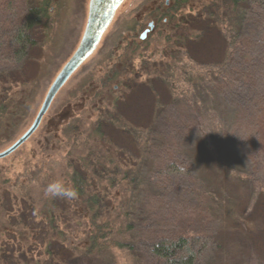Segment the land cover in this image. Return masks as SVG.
<instances>
[{"label":"trees","instance_id":"1","mask_svg":"<svg viewBox=\"0 0 264 264\" xmlns=\"http://www.w3.org/2000/svg\"><path fill=\"white\" fill-rule=\"evenodd\" d=\"M166 1L145 0L141 9L161 5V45L143 49L127 21L102 56L113 64L97 76L80 70L72 99L29 139L33 157L14 181L0 170V264H222L228 231L238 222L257 231L229 197L253 180L264 201V0ZM67 3L0 1V28L12 40L5 37L11 56L1 58L13 64L0 65V150L36 112L37 89L50 78L45 47ZM42 53L32 79L24 65ZM56 180L78 197H45ZM160 224L170 232L154 234Z\"/></svg>","mask_w":264,"mask_h":264},{"label":"rangeland","instance_id":"2","mask_svg":"<svg viewBox=\"0 0 264 264\" xmlns=\"http://www.w3.org/2000/svg\"><path fill=\"white\" fill-rule=\"evenodd\" d=\"M67 1H68L67 4H69V7L66 8L63 6V8H61V12H60L61 18L57 26L58 29L56 31V34L54 33V36L50 39L51 46L45 47L46 55L44 56V60H46V63H47L46 66L48 67V70L46 73L50 75V78H48V81H45L43 79L42 86H40V88L37 89L38 92L39 91H42V92H40V94L38 95L39 99H38V107L36 109V112L34 116H32L29 119L28 124L26 125L24 130L18 134L17 138H15L14 141H16L31 126L45 98V95L49 87L51 86L52 82L54 81L55 77L58 75L60 70L63 68V66L66 64V62L69 60V58L72 56V54L77 49L80 43V40L82 38V35L84 33L86 22H87V17H88L89 0H67ZM144 1L145 0H124L123 1V3L118 8L112 23L110 24V26L104 33L102 40L97 46L94 53L82 64V66H80L72 74V76L68 79L67 83L61 89V91H59L57 95L55 96L54 101L53 103H51L49 111L47 112L49 113V115L47 114L48 116H52L56 108L59 105H62V102L65 99H70V100L72 99L73 94L71 93H73L74 85L76 84V81L79 79L77 78V74H79L82 68L84 69V67H87L97 76V74L101 72V69L104 68V66L110 67V64H113L112 60L109 57H106V59L103 60L102 56L107 55V53L111 54L110 47L114 44L113 42L117 39L116 38L117 32L120 30L122 26L125 25V23H127V21L131 24L130 26L133 27L134 29L132 30V32H135V29L137 30V26L140 23L141 17L144 13L142 11ZM19 10H21L20 6H19ZM140 12H142L141 16H140ZM22 16H23L22 13L19 15L17 14L13 16L14 21L12 22V28L14 31L19 27L18 22H20ZM58 19L59 17L57 18V22H58ZM15 23H17L18 26L15 25ZM6 26L9 29L11 27L10 25H6ZM9 33H11V29L3 30L2 28H0V41L5 42V45L3 47H0V50L3 52L2 53L0 51V65H5V66L7 65L9 70H12L13 68L12 66L13 64H11L12 62L8 63L10 62V57H8L7 59L8 61H6V59L1 58V56L2 57L4 55L7 56L8 54L11 56L10 51H9L11 50V48H9L6 45L7 39L5 38L6 36H8L7 37L9 38L8 44L12 43V40L10 39V36L8 35ZM158 33L160 34L159 28L156 31H153L148 37L147 41L152 42L153 44L152 47H155L156 45L154 43L158 41H159V44L161 45L162 41L164 40V39L160 40L159 37L162 38L163 35H159ZM147 45L151 46V44H147ZM144 47L145 48L143 49H148V50L150 48V47H146V44ZM121 48H123V46ZM160 50L161 49H154V54L159 53ZM152 51L150 52L152 53ZM118 53L120 54V50ZM43 55L44 53H42L38 57V61L37 59H35V61L32 60L28 63H25L24 67H25V73L27 74V76L31 77L32 79L35 77L38 78V74L40 71L39 69L43 65V62H42ZM156 58H159V55H156ZM141 59L142 57H140V59L135 60L136 65H137L136 70H139L138 67H140ZM98 62L99 64L96 65ZM94 66L95 68H93ZM255 67L258 72H261L263 63L259 64V62H255ZM42 71L45 73V67L42 69ZM141 78H143V75L141 76ZM40 84H41V81H40ZM239 91L242 92L243 88H241ZM241 94L242 93H240V95ZM142 99L143 97L136 99V100H139L141 102ZM138 105L140 106L141 103ZM175 121H178V120L175 119ZM42 126H44V123L42 124ZM40 129L41 128L38 127L37 133L38 131H40ZM14 141H12L10 145ZM28 143L31 146L30 151L26 147ZM8 146L9 145H7L6 148ZM23 148H25L26 150L24 151ZM23 148H21L19 151H16L13 156L11 155H10L11 157L8 156L10 158H6L4 159L5 161L0 162V164L6 162L9 165H11L10 169L8 170H6L0 165V170L3 176H6L12 180L15 179L16 177L15 175H17L16 173L19 172L18 168H21L23 166L25 159L33 157V154H31V150L35 149V144L32 142V140H28L23 145ZM4 149L2 148V150ZM2 150H0V152ZM55 155L57 154H54L53 156L55 157ZM249 166L250 164L244 161V166H243L244 172L249 171L250 169ZM12 183L13 182L10 181L8 184H12ZM234 190H236V188L232 189L231 195L229 197L230 206L240 211L244 215V217H250V218H253V220H256V222L259 223V227L257 228V231H255L254 233L248 232L246 226L243 223L238 222L236 224L237 225L236 230L228 231L230 242H229V245H226L227 258L225 261L222 262V264H264V201L260 197L258 184H256V182L253 180H249L248 183H246V185L244 186V190L240 188V193H237ZM232 192H235V195L233 197H232ZM220 216L221 215H218V216H215L214 218L215 221L214 223H212V225H214L215 227L217 226L218 222H220L221 220ZM162 227H163V224H160L159 228L155 231L154 234L160 235V234H166V232H170L166 230L162 231L161 230ZM216 246H217V243H214L212 247L213 252ZM153 262L154 264H157V261L150 260V259L146 260L144 263L153 264ZM65 264H81V263L79 262V260L72 259L70 261H66Z\"/></svg>","mask_w":264,"mask_h":264},{"label":"water","instance_id":"3","mask_svg":"<svg viewBox=\"0 0 264 264\" xmlns=\"http://www.w3.org/2000/svg\"><path fill=\"white\" fill-rule=\"evenodd\" d=\"M123 1L124 0H89L87 22L77 49L51 84L31 126L11 146L0 152V159L13 153L37 130L59 90L96 50ZM146 35L147 31L142 33L141 38L144 39Z\"/></svg>","mask_w":264,"mask_h":264},{"label":"flooded vegetation","instance_id":"4","mask_svg":"<svg viewBox=\"0 0 264 264\" xmlns=\"http://www.w3.org/2000/svg\"><path fill=\"white\" fill-rule=\"evenodd\" d=\"M169 3V1L167 0L166 1V5H169L168 4ZM116 15V14H115ZM164 17V12H163V10H161V5L160 4H157V5H155V6H150V9L149 10H147L146 12H144L143 13V15H142V17H141V20H140V23L138 24V26H137V30L135 29V33H134V36H135V38H133V40H134V42L135 43H137L138 45H140V44H146L145 42L148 40V37L150 36V34L153 32V31H156L159 27V23H158V20L160 19V18H163ZM168 20H167V18L166 19H164V22H167ZM150 24H151V26H150ZM134 30V29H133ZM145 31H147V35H146V37L144 38V39H142L141 38V34L143 33V32H145ZM130 47H131V45H130ZM138 72H140V71H138ZM137 76V75H136ZM117 87V86H116ZM48 111H49V109H48ZM47 111V112H48ZM47 112H46V114H47ZM45 114V115H46ZM45 115H44V117H45ZM43 117V118H44ZM35 119V118H34ZM42 121H43V119H42ZM42 121H41V123H42ZM41 125V124H40ZM35 133V132H34ZM33 133V134H34ZM32 134V135H33ZM31 135V136H32ZM31 136L29 137V139L31 138ZM28 139V140H29ZM27 140V141H28ZM26 141V142H27ZM26 142H24L23 144H25ZM22 144V145H23ZM21 145V146H22ZM20 146V147H21ZM19 147V148H20ZM19 148H17V149H19ZM16 149V150H17ZM15 150V151H16ZM14 151V152H15Z\"/></svg>","mask_w":264,"mask_h":264},{"label":"clouds","instance_id":"5","mask_svg":"<svg viewBox=\"0 0 264 264\" xmlns=\"http://www.w3.org/2000/svg\"><path fill=\"white\" fill-rule=\"evenodd\" d=\"M44 196L50 198H64L66 200H74L78 197L77 190L65 184L61 180H56L49 183L44 189Z\"/></svg>","mask_w":264,"mask_h":264}]
</instances>
